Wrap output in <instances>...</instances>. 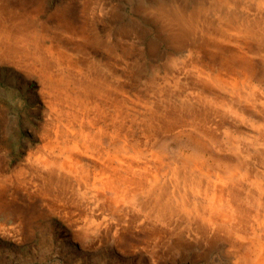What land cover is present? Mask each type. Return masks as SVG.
Wrapping results in <instances>:
<instances>
[{"label":"rangeland","instance_id":"374dc122","mask_svg":"<svg viewBox=\"0 0 264 264\" xmlns=\"http://www.w3.org/2000/svg\"><path fill=\"white\" fill-rule=\"evenodd\" d=\"M263 221L264 0H0V264H255Z\"/></svg>","mask_w":264,"mask_h":264},{"label":"bare ground","instance_id":"6f19581e","mask_svg":"<svg viewBox=\"0 0 264 264\" xmlns=\"http://www.w3.org/2000/svg\"><path fill=\"white\" fill-rule=\"evenodd\" d=\"M226 14H229V16H230V13L229 12H227ZM189 15V14H188ZM200 15V14H199ZM183 16V15H182ZM228 16V17H229ZM186 19V18H185ZM205 19V18H204ZM228 19V18H227ZM226 19V20H227ZM246 21V20H245ZM230 22H231V20H230ZM229 22V23H230ZM208 23H209V21H208ZM246 23V22H245ZM181 24V23H180ZM189 24V23H188ZM201 24H203V23H201ZM195 26H197V25H195ZM194 26V27H195ZM208 26V25H207ZM209 27V26H208ZM197 28V27H196ZM199 28V27H198ZM205 28V27H204ZM196 30V29H195ZM200 30H201V27H200ZM199 30V31H200ZM203 30V29H202ZM262 30H263V28H262ZM184 31V30H183ZM189 32V31H188ZM253 32H255V31H253ZM261 32V31H260ZM186 33V32H185ZM196 33V32H195ZM202 33V32H201ZM255 34V33H254ZM250 35V34H249ZM248 44V43H247ZM245 158V157H244ZM246 159V158H245ZM247 160V159H246ZM251 161V160H250ZM243 162V161H242ZM245 163H246V161H245ZM249 163V162H248ZM244 165H246V164H244ZM243 168H244V166H243ZM249 172V171H248ZM251 172H252V170H251ZM255 172V171H254ZM237 173V172H236ZM240 173V172H239ZM256 173V172H255ZM254 174V173H253ZM182 175V174H181ZM252 175V174H251ZM220 176V175H219ZM232 176V175H231ZM253 176V175H252ZM257 176V175H256ZM233 177V176H232ZM231 177V178H232ZM184 179H183V181L185 180V177H183ZM252 178V177H251ZM255 178V177H254ZM200 179V178H199ZM188 181V180H187ZM195 181V180H194ZM225 181V180H224ZM251 181H253V180H251ZM185 182V181H184ZM192 182H193V180H192ZM231 182V181H230ZM232 182H234V181H232ZM241 182V181H240ZM196 183V182H195ZM210 183H212V182H210ZM228 183V182H227ZM242 183V182H241ZM186 184V183H185ZM205 184V183H204ZM208 185H209V183H207ZM238 184V183H237ZM195 185V184H194ZM211 185V184H210ZM217 185V184H216ZM230 185V184H229ZM239 185V184H238ZM203 186V185H202ZM205 186V185H204ZM194 187H196V186H194ZM200 187V186H199ZM207 187V186H206ZM213 187V186H212ZM237 187V186H236ZM211 188V187H210ZM215 188V187H214ZM261 188V187H260ZM217 189V188H216ZM199 190H200V188H199ZM202 190V189H201ZM237 190V189H236ZM240 191V190H239ZM196 192V191H195ZM200 192V191H199ZM227 192V191H226ZM207 193V192H206ZM236 193V192H235ZM199 194V193H198ZM201 194V193H200ZM199 194V195H200ZM217 194V193H216ZM197 195V194H196ZM218 195V194H217ZM206 196V195H205ZM214 196V195H213ZM239 196V195H238ZM228 197V196H227ZM231 196L229 195V198H230ZM247 197V196H246ZM185 198V197H184ZM197 198V197H196ZM204 198H206V197H204ZM211 198H215V196L214 197H211ZM232 198V197H231ZM234 198L235 197H233V200H234ZM181 199H183V197L181 198ZM187 199H189V198H187ZM184 200V199H183ZM204 200V199H203ZM211 200V199H210ZM225 200V199H224ZM249 200H250V198H249ZM169 201V200H168ZM208 201V200H207ZM226 201V200H225ZM247 201V200H246ZM170 202V201H169ZM189 202V201H188ZM216 201H214L213 203H211L208 207H201V208H199L198 209V211L200 212L199 213V218H200V220H202V221H205L208 225H207V228H209L208 226H211V227H213L212 229H210L211 231H218V233L219 232H223V231H227V232H229L228 230H231L232 232H233V229L234 230H238V228L236 229L235 228V226H233V225H231V224H233V223H236V222H233L232 220H235L234 218H229V216L230 215H232V217L234 216V208H235V206H233V209H232V206H229V205H227V206H229V208H228V210L227 211H225L224 212V206H223V204L222 203H215ZM230 202V201H229ZM261 202V201H260ZM165 203H167V201H165ZM200 203V202H199ZM208 203V202H207ZM231 203H233V202H231ZM234 203H236V202H234ZM248 203V202H247ZM227 204V203H226ZM253 204V203H252ZM261 204V203H260ZM164 205V204H163ZM168 204H166L165 206H167ZM170 205V204H169ZM162 206V205H161ZM161 206L159 207V209L161 208ZM207 206V205H206ZM170 207V206H169ZM183 207H184V205H183ZM195 207V206H194ZM193 208V207H192ZM204 208H206L205 209V211L204 212H202L201 213V211H203V209ZM196 209V208H195ZM238 209V208H237ZM253 209V208H252ZM157 210V209H156ZM161 210V209H160ZM159 210V211H160ZM168 210H170V209H168ZM181 210H185V209H181ZM181 210H180V213H181ZM189 210V209H188ZM188 210H186L187 212H188ZM243 210H244V208H243ZM190 211V210H189ZM193 211H195V210H193ZM196 211H197V209H196ZM251 211V210H250ZM160 212H162V211H160ZM171 212V211H170ZM169 212V213H170ZM185 212V211H184ZM168 213V214H169ZM189 213V212H188ZM237 213H238V211H237ZM248 213V212H247ZM247 213H246V215H247ZM183 214H185V213H183ZM253 214V213H252ZM206 215V216H205ZM238 215V214H237ZM236 215V216H237ZM261 215V214H260ZM263 215V214H262ZM184 216V215H183ZM245 216V215H244ZM243 216V217H244ZM263 217V216H262ZM261 218V217H260ZM259 218V219H260ZM253 219V218H252ZM252 219H250V220H252ZM193 220H195V219H193ZM262 220V219H261ZM253 221V220H252ZM242 222V221H241ZM244 222V221H243ZM246 222V221H245ZM248 222V221H247ZM264 222V221H263ZM262 222V223H263ZM201 223H203V222H201ZM249 223V222H248ZM204 224V223H203ZM227 224H229V225H227ZM202 225V224H201ZM236 225V224H235ZM238 225H240L241 226V224L238 222ZM243 225V224H242ZM245 225V224H244ZM253 225V224H252ZM205 226V225H204ZM249 226V225H248ZM197 227V226H196ZM206 227V226H205ZM227 229H226V228ZM244 228V227H243ZM242 228V229H243ZM215 229H217V230H215ZM247 229V228H246ZM256 229V228H255ZM205 230H207L206 228H205ZM239 230H240V227H239ZM244 230H245V228H244ZM243 230V231H244ZM259 230H260V228H259ZM208 231V230H207ZM242 231V232H243ZM250 231V230H249ZM255 231V230H254ZM257 231V230H256ZM203 232V231H202ZM227 232H225L226 233V235L228 234ZM240 232V231H239ZM236 233H237V231H236ZM251 233V232H250ZM253 233V232H252ZM192 234V233H191ZM200 234V233H199ZM230 234H231V232H230ZM260 234V233H259ZM202 236H203V234H201ZM218 235V234H217ZM216 235V236H217ZM220 235V234H219ZM221 235H223V234H221ZM229 235V234H228ZM195 236V235H194ZM214 236V235H213ZM250 237V235H247V237ZM260 236V235H259ZM251 237H253V234H252V236ZM263 237V236H262ZM218 238H220V236L218 237ZM236 238H237V236H236ZM246 238V237H245ZM254 238V237H253ZM258 238H260V237H258ZM209 239V238H208ZM212 239H214L215 240V238H212ZM226 239V238H225ZM238 239V238H237ZM194 240V239H193ZM197 240V239H196ZM201 240V239H200ZM199 240V241H200ZM203 240V239H202ZM206 240H207V237H206ZM223 241H225L224 239H222ZM227 240V239H226ZM245 240V239H244ZM248 240H250L249 238H247V241ZM253 240V239H252ZM208 241V240H207ZM206 241V242H207ZM229 241V240H228ZM246 241V242H247ZM263 241V240H262ZM216 242V241H215ZM220 242H222V241H220ZM257 242H259V241H257ZM256 242V243H257ZM198 243V242H197ZM240 243V242H239ZM260 243V242H259ZM207 244V243H206ZM233 244H234V241H233ZM261 245H262V243H260ZM210 244H208V246H209ZM232 245V244H231ZM230 245V246H231ZM237 246V245H236ZM257 247V246H256ZM177 248V247H176ZM241 248V247H240ZM239 248V249H240ZM258 248V247H257ZM206 249V248H205ZM242 249V248H241ZM209 250H210V248H209ZM253 250V249H252ZM259 250V249H258ZM202 251V250H201ZM204 251V250H203ZM251 251V250H250ZM249 251V252H250ZM258 252V251H257ZM256 252V253H257ZM245 253V252H244ZM239 256V255H238ZM250 257H253L252 255L250 256ZM239 258V257H238ZM243 258V257H242ZM255 258V257H254ZM243 260V259H242ZM239 261V260H238ZM244 262V261H243ZM249 262V261H248ZM247 262V263H248ZM245 263V262H244ZM254 263L255 264H264V249L262 248H260V250H259V255H257L256 256V258L254 259Z\"/></svg>","mask_w":264,"mask_h":264}]
</instances>
